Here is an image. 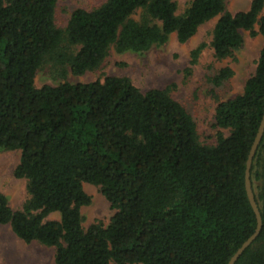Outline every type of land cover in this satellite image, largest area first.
<instances>
[{"label":"trees","instance_id":"1","mask_svg":"<svg viewBox=\"0 0 264 264\" xmlns=\"http://www.w3.org/2000/svg\"><path fill=\"white\" fill-rule=\"evenodd\" d=\"M56 1L0 0V150L20 151L13 174L28 194L13 209L0 193V228L53 246L55 264H227L256 227L245 169L264 112V45L241 93L215 106L213 145L199 141L167 87L143 92L115 75L36 87L34 78L45 59L62 76L64 66L81 75L111 49L143 53L172 33L186 42L214 17L209 45L216 59L229 57L242 31L264 36V0L236 12L225 0H191L179 14L174 0H105L75 8L63 29ZM232 75L225 66L208 81L220 86ZM249 178L261 228L234 264H264V131ZM84 182L114 209L107 224L82 226ZM54 212L59 218H48Z\"/></svg>","mask_w":264,"mask_h":264},{"label":"rangeland","instance_id":"2","mask_svg":"<svg viewBox=\"0 0 264 264\" xmlns=\"http://www.w3.org/2000/svg\"><path fill=\"white\" fill-rule=\"evenodd\" d=\"M105 0H57L54 20L59 28H64L70 13L75 8L91 9ZM176 13L183 12L191 0H174ZM250 0H225L226 9L231 12L244 10ZM264 11V9H263ZM217 17L201 24L196 33L186 42L180 43L175 33L170 34L167 42L154 46L143 53L125 51L116 53L112 49L94 70H87L81 75L72 74L64 66V75L60 66L50 59H45L36 71L34 85H56L70 83L102 81L107 75L126 76L141 91L150 88H169L171 97L180 102L192 116L197 129L198 139L202 144L215 143L213 127L215 106L221 100L229 99L241 93L245 80L254 72L259 51L264 45V36H251L242 31L243 43L233 54L223 59H216L209 43L213 25ZM257 28V26H255ZM204 43L195 64H190L191 51ZM228 66L233 75L220 86H213L208 76L220 68ZM225 134L227 130H223ZM18 149L0 150V193H3L13 209H19L28 197L26 180L16 178L14 168L19 161ZM83 189L90 197V203L81 207L82 226L101 221L107 224L114 213L98 185L83 183ZM48 218L58 219V213H51ZM0 264H55L54 247L45 246L37 241L24 242L18 238L8 224L0 228Z\"/></svg>","mask_w":264,"mask_h":264},{"label":"water","instance_id":"3","mask_svg":"<svg viewBox=\"0 0 264 264\" xmlns=\"http://www.w3.org/2000/svg\"><path fill=\"white\" fill-rule=\"evenodd\" d=\"M264 131V112L262 115V119L260 121L257 133L255 135V138L252 142L249 154H248V158H247V162H246V169H245V190H246V194L248 197V200L250 202V205L253 209V212L255 214L256 217V227L255 230L252 232V234L242 242V244L236 249V251L232 254V256L229 258L227 264H234V262L237 260V258L239 257V255L244 251V249L249 246L251 244V242L256 238V236L258 235L260 228H261V217H260V212L258 209V206L256 204L253 192H252V188H251V183H250V178H249V169H250V164H251V160H252V156L255 152V149L260 141V138L262 136V133Z\"/></svg>","mask_w":264,"mask_h":264}]
</instances>
